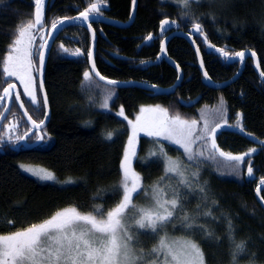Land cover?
I'll use <instances>...</instances> for the list:
<instances>
[{
  "label": "trees",
  "instance_id": "trees-1",
  "mask_svg": "<svg viewBox=\"0 0 264 264\" xmlns=\"http://www.w3.org/2000/svg\"><path fill=\"white\" fill-rule=\"evenodd\" d=\"M91 2L93 0H46L47 28L53 19L77 16ZM33 7L34 0H6L0 6V94L10 81L2 73L3 58L18 24L31 19ZM131 8L132 0H106L101 4V16L125 22L130 17ZM193 8L197 15L210 11L206 4H194ZM213 10L217 16L215 22L207 15L200 21L211 44L216 48L226 47L229 52L255 51L261 71H264V0H229L226 7ZM165 15L177 20L181 30H191V24L180 15V8L172 0H137L134 20L128 27L93 22L92 28L97 34L95 65L100 74L120 82L141 81L161 87L171 86L177 78L176 70L163 58L157 61L164 37L158 33V26ZM150 33L154 38L141 45ZM194 40L212 81H226L237 72L239 61L226 60L198 33ZM61 44L69 51H62ZM77 48L81 50L79 56L72 54ZM89 49L90 34L83 26L70 25L59 33L44 69V88L50 110L49 120L42 130L44 139L33 148H17L5 144V141L0 146V232L15 231L71 204L89 211L93 204H103L107 208L116 202L118 197L110 193L112 186L120 181L119 161L129 134L126 120L116 115L121 106L128 119H135L141 106L161 105L169 110L170 115L196 119L202 127V114L212 121L223 98L228 108L229 123L234 124L236 113H242L245 131L264 141V84L254 70L252 59L246 60L242 73L234 82L221 89H212L200 73L189 42L174 36L167 42L166 52L179 65L183 79L173 94L158 95L138 87L106 86L94 78L91 84L84 81ZM109 89L115 92L109 101L110 110L101 109L100 104ZM37 95L39 99L38 87ZM34 114L35 120H41L44 108L40 106ZM215 120L220 122L218 116ZM86 121L91 123L86 124ZM6 129L3 126V135ZM109 131L114 133L110 141L105 139ZM217 142L223 150L234 154L256 148L257 152L249 157L252 159L253 176H247L246 159L239 175L221 158L216 162L203 163L199 183L202 185L207 181V200L197 190L195 181L190 192L183 187L179 191L186 200L185 211L190 215H197L199 205L196 223L211 230L213 237L206 239L199 230H182L179 219L172 221L176 227L173 229L169 225L167 234L201 243L207 264H232L230 243L226 238L227 217L232 221L236 241L247 242V250L237 255L236 264H253V259L255 264H264V210L254 194L259 178L264 176V146L254 145L232 132H220ZM160 143L170 157L181 159L189 172L196 170V163L190 164L183 150H177L178 145L162 138ZM158 147L154 138L140 136L137 147L139 159L134 158L133 161L148 194L151 185L165 177L163 161L149 158V152L158 151ZM193 147L199 150L201 145L197 143ZM20 164L44 167L54 173L56 180L40 182L24 174ZM69 179L75 182L64 183ZM177 185L178 177L169 175L160 184L167 191L168 198H172L171 187ZM142 194L136 197L135 203L145 202ZM261 195H264V189ZM94 196L98 198L94 199ZM213 200L218 201L219 206L213 205ZM208 211L212 215L205 217L203 214ZM180 215L182 213L177 212V216ZM10 220L15 221V227L8 224ZM151 242L141 241L137 247L148 252L154 245ZM252 253H255L254 258Z\"/></svg>",
  "mask_w": 264,
  "mask_h": 264
},
{
  "label": "snow or ice",
  "instance_id": "snow-or-ice-1",
  "mask_svg": "<svg viewBox=\"0 0 264 264\" xmlns=\"http://www.w3.org/2000/svg\"><path fill=\"white\" fill-rule=\"evenodd\" d=\"M5 2L6 0H0V6ZM136 2L137 0H132L133 5ZM172 2L180 8V15L191 24V29L203 37L209 47L214 48L226 60L244 61L245 51L229 52L226 47L216 48L214 44H211L203 24L200 22L204 15L209 16L215 22L217 16L213 9L226 7L229 0H172ZM105 3L106 0H93L82 11H79L77 16H62L53 19L50 28H47L45 24L46 0H34V15L31 19L18 24L2 62L3 76L6 79L15 78L19 81V84L23 86V95L30 99L34 107H40L34 73H41L44 67L48 37H51L53 31L66 21L75 20L86 23L94 39L95 29L92 28V16H101L103 14L101 4ZM194 4L197 6L206 4L210 11L197 15L193 8ZM233 23L235 24L236 21ZM169 25H174L177 30L180 29L177 20L170 19L165 15V18L160 21V35H164L169 30ZM37 34H39L38 41ZM188 35H192V32L190 31ZM153 38L150 33L144 39L150 41ZM60 48L64 52L69 51L62 44ZM160 48L162 53L166 51L163 40L160 43ZM196 51L199 54V48ZM72 54L79 56L81 50L77 48ZM251 56L255 58L256 52L251 51ZM87 58L91 61V69L84 71V81L91 84L93 76H95L101 81H106L110 86L122 83L102 76L96 70L92 49L87 51ZM141 63L145 62L141 61ZM200 63L203 67V60ZM176 67L179 68V65L177 64ZM257 67H259V63H257ZM203 75L209 81L211 80L207 71ZM259 75L264 79V71H261ZM43 87V80H40L39 89L42 91ZM152 87L154 88L155 85ZM15 89V83H7L0 94V103L11 100L14 95L20 108H24L21 92L15 91ZM114 96L115 92L109 89L100 107L110 110L109 101ZM48 104V97L45 93L42 98L43 108L47 109ZM220 105L221 107L215 110L212 121L202 114V127L196 119H184L179 114L170 115L169 110L161 105L141 106L139 114L134 120L128 119L124 107L121 106L116 115L127 121V126L131 131L119 161L120 181L112 186L113 190L110 193L112 196L118 197L116 202L107 208L103 204H93L89 211L82 210L79 205L71 204L54 210L46 218L18 227L15 231L0 232V264H144L145 258L148 256L154 257L148 261V264H207L206 254L201 243L195 239H184L179 243L170 241L166 230L169 225L175 229L176 226L172 224V221L179 219L182 230L188 232L199 230L206 239L212 238L211 230L196 223L200 212L199 205L196 208L197 215H190L185 211L186 200L183 199L179 188L183 187L190 192L193 181H195L197 190L207 200V181H204L202 185L199 183L200 166L203 163L216 162L218 158H221L232 171L239 175L245 157H250L257 152L256 148H250L246 152L234 154L220 147L217 142L218 130L224 127L237 128L245 135L253 136L252 133L245 132L242 113L237 112L235 123L229 124L228 108L223 98H221ZM24 115L32 127L20 135L13 134L17 129L16 123L6 125L8 135L5 137L0 134V146L3 145L5 139L10 143H19L29 136L32 128L39 130L44 125V120L38 122L28 115L27 109L24 110ZM215 116L219 117L220 122H216ZM3 117H5V112L0 111V118ZM85 123L90 124L91 121ZM141 133L154 138L159 145L158 151L149 152V158L161 159L164 163L165 177H161L151 185L150 196L143 185V177L133 166L134 158L139 159L137 145ZM33 135L37 140L44 139V134L33 133ZM113 136L114 133L109 131L106 133L105 139L110 141ZM161 138L169 141L172 145H178L177 150H183L189 163H196V170L189 172L188 167L183 164L181 159L170 157L165 151L163 143H160ZM253 139L257 138L253 136ZM259 142L264 145V141ZM197 143L201 145L199 150L193 147ZM20 167L39 180L53 181L56 179L54 173L47 169L23 164ZM253 173L252 160L249 159L247 175L252 177ZM169 174L178 177L177 187H171L172 198H168L167 191L160 186L161 181ZM74 182L69 179L64 183ZM262 186H264V176L259 178L256 187V195L264 206V195H261ZM142 192L145 193V199L149 203L137 204L134 202ZM93 198L98 197L94 196ZM212 203L219 206L216 200H213ZM177 212H181L182 215L178 217ZM203 215L209 217L212 213L208 211ZM226 219V238L230 243L232 264H236L237 255L246 252L247 242L245 240L236 241L232 221L230 218L226 217ZM8 224L15 227V221L10 220ZM161 232L164 234L159 235L158 243L149 252H145L142 247H137L141 243V236L156 237ZM217 239L223 238L218 237ZM251 255L253 258L255 257V253ZM253 264H255L254 259Z\"/></svg>",
  "mask_w": 264,
  "mask_h": 264
},
{
  "label": "water",
  "instance_id": "water-1",
  "mask_svg": "<svg viewBox=\"0 0 264 264\" xmlns=\"http://www.w3.org/2000/svg\"><path fill=\"white\" fill-rule=\"evenodd\" d=\"M136 7H137V2H136L135 5H133V3H132L130 17L125 22H119V21H116V20H113V19H110V18H107V17H104V16H96V15H93L92 16V23L93 22H99V23H103V24H106V25H110V26H114V27H119V28L128 27L133 22V20H134L135 12H136ZM70 25H81V26H83L89 32V34H90V49H92V51H93V60L95 61L96 44H97V34L95 33V38L93 39L92 33L88 30L87 24L84 23L83 21H75V20L66 21L63 25L59 26L57 30L53 31L51 37H48V48L45 50V64H44V67L42 69V72L41 73H36L37 80H38V86H39L40 80H43V85H44V69H45L46 61H47V58L49 56L50 50H51V48L53 46V43L55 42V40H56L57 36L59 35V33L65 27L70 26ZM168 28H169V30L164 33V37L162 39L164 41V43H165V48H166L167 42L172 37H174V36H178V37H181V38L187 40L189 42V44L191 45L192 49L194 50V53L196 55V59H197V62H198V66H199L200 73H201L203 79L205 80V82L207 83V85H208L209 88H212V89H221V88H223V87L231 84L232 82H234L240 76V74L242 73V71L244 69V66H245V62H246V60L248 58L252 59L253 65H254V70H255L257 76L259 77L260 82L264 84V79H262L260 77V75H259V73L261 72L260 64H259V67H257V63H259V59H258L257 55H256L255 58H253L251 56V51L252 50H250V49H244L243 50L246 53L245 59H244L243 62H239V68H238L237 72L231 78H229L228 80L223 81V82H214L212 80L209 81L203 75V73L205 72V68H204V64H203V67H201V63L200 62L202 60V57H201L200 51H199V54H197V51H196V49L198 48V46H197V44H196V42L194 40V35L197 34L195 32V30L191 29L190 31L192 32V35H188V33L190 31L187 32V31H184V30H181V29L177 30V28L174 25H169ZM160 31L161 30H160V22H159V26H158V33L159 34H160ZM100 35L102 37H104V34L103 33H100ZM150 41H146L144 39V41L141 43V45L148 44ZM160 58H163L166 62H168L176 70V72H177V78H176L175 82L171 86H169V87H161V86L155 85V87L153 88L152 87L153 84H149V83L141 82V81H130L131 83H123L122 82V83H120V84H118L116 86H110V85H107L106 81L99 80L98 77L93 76V78L96 81H98V82H100V83H102V84H104L106 86H110V87H115V88H121V87H138V88H141V89L150 91V92H152L154 94H158V95H169V94H173L175 92V90H176V87L182 81L183 74H182L180 68H177L176 67L177 64L167 55V52L166 51L163 52V53L161 52V48H160V54H159V56L157 58V61H159ZM90 69H91V61L88 60V70H90ZM178 77H179V79H178ZM15 91H19L17 85H16ZM39 91H40V95H41V99H42L43 98V95L45 94V88L43 87V90L41 91L39 89ZM18 105H19V102H18ZM9 107H10V100H8L7 106L4 109L5 115L7 114L8 110H9ZM20 109H21V111H22V113L24 115L25 108H20ZM45 112H47V115H45ZM49 117H50V110H49V105H48V108L47 109H44V117L42 119V120H44V125H42L40 129H42L43 127L46 126V124H47V122L49 120ZM3 118H0V124H1V122L3 120ZM33 129H35V128H33ZM220 132H232V133H235V134H238V135L242 136L243 138H245L246 140H248L249 142H251L254 145L264 146V145L260 144V142H259V141H262V140L258 139L257 137H256L257 139H253V136H247V135H245V133L240 132L239 129H237V128L224 127L221 130H218V134ZM39 142H40V140H37L35 143L31 144V146L32 145H36ZM247 158H249V157H245V159H247ZM247 167H248V165H247ZM247 167H246V172H247ZM263 189H264V186H262V190ZM254 194H255V198H256L257 202L260 204L261 208L264 210V206H262V204H261V202L259 200V197L256 195V188H255Z\"/></svg>",
  "mask_w": 264,
  "mask_h": 264
},
{
  "label": "flooded vegetation",
  "instance_id": "flooded-vegetation-1",
  "mask_svg": "<svg viewBox=\"0 0 264 264\" xmlns=\"http://www.w3.org/2000/svg\"><path fill=\"white\" fill-rule=\"evenodd\" d=\"M35 77H36V81H37V87H38V90H39L37 76H35ZM7 83H15L17 85L19 92H21V100L24 102V108L27 109L28 115H31L32 118H33V115H35L34 113L38 112L39 107L38 108L34 107L31 104L30 99L23 95L20 85H18L16 82H13L12 80L8 81ZM7 83L5 84L4 87L7 86ZM39 96H40V98L38 100L40 101V106H42V99H41L40 91H39ZM7 103H8V100L4 101L3 103H0L1 111H4V109L7 106ZM27 105L29 106V110H28ZM37 121L39 122L40 120H37ZM10 123H16L17 124V129L13 132V134L22 135L26 130H28L29 128L32 127L31 124L28 122L27 118L23 115V113H22V111H21V109H20V107L18 105V102L15 101L14 95H13V98L10 100L9 110H8L7 114L5 115V117L3 118V120H2V122L0 124V134H3V132H2L3 126L6 127V125H8ZM43 128L39 129V130L32 128V131L29 132V136L25 140L20 141L19 143H10V142H8L7 139H5L4 140L5 144L6 143L7 144H11V145H13L14 147H17V148L18 147H21V148H33V147H36L42 142V140H40V142L38 144L31 146V144H33V143H35L37 141V139H36L35 135H33V133L42 134ZM6 130L7 131H6L5 137H7V135H8V129H6ZM248 159L249 158L246 159L247 160L246 167L248 165Z\"/></svg>",
  "mask_w": 264,
  "mask_h": 264
},
{
  "label": "rangeland",
  "instance_id": "rangeland-1",
  "mask_svg": "<svg viewBox=\"0 0 264 264\" xmlns=\"http://www.w3.org/2000/svg\"><path fill=\"white\" fill-rule=\"evenodd\" d=\"M34 9H35V5H34V7H33V11H32V16L34 15ZM32 18V17H31ZM39 40V34H37V41ZM9 80H12L13 82H16L18 85H20L19 84V81H17L15 78H8ZM20 87H21V89H22V93H23V86L22 85H20ZM25 96V95H24ZM26 97V96H25ZM28 98V97H27ZM147 107V106H146ZM101 108V107H100ZM101 109H103V108H101ZM132 120H134V119H132ZM127 122V121H126ZM130 128H129V134H130ZM128 134V135H129ZM140 136H145L143 133H141L140 134ZM127 142V141H126ZM137 147H138V145H137ZM20 165H22V164H20ZM24 165V164H23ZM25 166H30V167H36V168H44V167H41V166H35V165H25ZM19 168H20V170L24 173V174H26V175H28V176H31L32 178H34V179H36V180H38V181H40V182H54L55 180H53V181H42V180H39L37 177H35V176H33V175H31L30 173H28V172H26V171H24V169L23 168H21L20 166H19ZM44 169H46V168H44ZM169 176H174L173 174H169ZM149 196L151 195V192L148 194ZM142 199H144L145 200V202L143 201V203H141V202H137V204H147V203H149V201L148 200H146L145 199V193H143L142 194ZM164 233L163 232H161V233H159L156 237H151V236H141L140 237V241H148L149 240V242H151V243H154V245H156L157 243H158V239H159V235H163ZM168 235V234H167ZM168 238H169V240L170 241H176L177 243H179V242H181L182 240H184V239H188V238H185V237H181V236H169L168 235ZM141 245V243L138 245V246H140ZM153 245V246H154ZM153 246H151V248L153 247ZM151 248H149V249H151ZM149 252V251H148ZM162 258V257H161ZM152 259H154V257H152V256H148V257H146L145 258V261H144V264H148V261H150V260H152Z\"/></svg>",
  "mask_w": 264,
  "mask_h": 264
}]
</instances>
